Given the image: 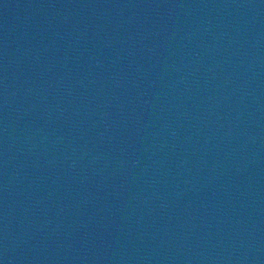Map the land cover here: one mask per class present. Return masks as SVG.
Returning a JSON list of instances; mask_svg holds the SVG:
<instances>
[{"label": "water", "instance_id": "1", "mask_svg": "<svg viewBox=\"0 0 264 264\" xmlns=\"http://www.w3.org/2000/svg\"><path fill=\"white\" fill-rule=\"evenodd\" d=\"M0 264H264V0H0Z\"/></svg>", "mask_w": 264, "mask_h": 264}]
</instances>
